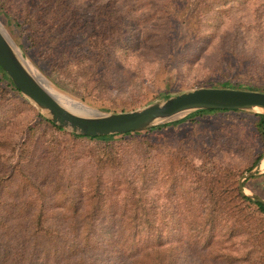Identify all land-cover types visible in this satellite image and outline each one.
I'll return each instance as SVG.
<instances>
[{
  "label": "rangeland",
  "instance_id": "obj_1",
  "mask_svg": "<svg viewBox=\"0 0 264 264\" xmlns=\"http://www.w3.org/2000/svg\"><path fill=\"white\" fill-rule=\"evenodd\" d=\"M0 4L5 15L0 24L24 59L55 88L101 112L132 111L203 87L264 90V12L258 14L264 0ZM5 88L0 80V226L26 228L28 214L42 211L55 230L82 228L74 214L93 208L88 196L99 185L105 198L91 244H103L112 231L133 227L115 216L135 211L126 198L133 185L142 186L145 208L155 215L154 226L145 227L161 231L163 248L175 247V264H264L259 212L258 248L242 232L222 237V225H230L224 222L214 228L213 239L210 226L199 222L196 232L190 228L192 216L208 208L202 198L209 191L197 186L219 167L230 168L239 180L260 156L258 173L243 182V190L264 201V143L254 127L258 112L205 115L107 143L56 132L41 120L46 119L41 110ZM108 144L115 148L111 160L103 156ZM176 153L189 165L173 173L170 157ZM11 215H19L15 223ZM0 243L13 247V236ZM64 243L63 234L57 248L63 250ZM11 250H5L9 259ZM52 256L49 262L66 260ZM88 256L99 264H127L108 252Z\"/></svg>",
  "mask_w": 264,
  "mask_h": 264
},
{
  "label": "trees",
  "instance_id": "obj_2",
  "mask_svg": "<svg viewBox=\"0 0 264 264\" xmlns=\"http://www.w3.org/2000/svg\"><path fill=\"white\" fill-rule=\"evenodd\" d=\"M3 9L4 8L0 4V16L5 17ZM258 11V14L264 12V4H262L261 8H258ZM10 34L12 33L10 32ZM97 40L98 37L96 38V42ZM0 80L6 87L5 89L9 90L11 93L18 94V91L1 68ZM260 92H264V90H261ZM230 112L238 113L236 111L197 112L183 118L182 120L142 132L102 138L79 137L75 135H73V137L92 140L98 139L111 143L113 140L128 136L132 137L141 134L159 133L160 131L177 127L191 120L194 121L197 117ZM256 117L258 120L254 127L260 140L264 143V116L258 114ZM41 120L56 132L63 133V130L53 125L49 120L42 117ZM114 152V145L108 144L103 149V156H106L111 160L114 158ZM181 156V153H176L172 154L170 157L171 163L169 164V169L171 172L174 173L176 170H180V167L189 165L186 158ZM260 159V156L256 158L253 162V166H255ZM197 188H203V190L209 191L208 194H203L202 198V202H204L208 208L202 213L192 216L190 220V228L192 232H196L193 227H196V225L198 226V223L200 222L202 223V226H207V228L210 226L209 229L212 228L208 233L209 236H213V230L214 228L216 229V225L224 222L226 225H230L226 228L222 225V237L226 238L228 235L233 236L242 232L247 234L251 241L255 242L254 247L258 248V212L260 217L259 221L264 223V205L253 202L240 193L238 188V175H236L233 170L228 167H219L214 170L213 175L210 178H204V183L201 186H197ZM102 189V186L98 185L89 194L88 200L90 201V205H93L92 209L74 214L75 220L81 223V227L83 226L82 228L75 227L68 231L55 230L47 224L45 214L42 211L35 215L28 214L29 219L27 222L29 226L26 228L19 229L16 227L8 228L5 225L0 226V238L12 235L14 241L13 247L8 246L7 243H0V264H60L55 258H53V261L49 262L50 258L53 257L52 255H57V259H59V257L66 259L63 264H99V260L88 256V253L92 254L93 252H99L101 254L108 252L109 254H114L117 258V263L118 259L125 258L127 264H175V247L163 248L166 240L165 237L162 238L161 231H159V229L145 227L154 226L153 221L155 215L145 208L146 199L144 198L145 194L142 191V186L139 188L138 186L133 185V193L126 198L128 203L131 202L135 206V211L115 216L116 218L118 217L119 220H130L132 224H134L133 227L119 228L112 231V234L109 236L110 238H108L103 244H91L95 232L94 224L95 221H97L98 210L100 204L105 198ZM210 190L213 192L221 191L228 200L215 193L211 194L212 192ZM38 197L40 198L41 195H38ZM221 203L225 205L224 209L219 206ZM250 206H254L255 211L253 210V212L248 215L244 214L243 210L250 209ZM18 217L19 215H11L9 219L15 223V219ZM74 217H71V220H73ZM251 218H254V222ZM13 230L16 231L13 233ZM202 232L205 234L206 231L204 232L203 230ZM63 234L65 236V247L63 250H60L61 248H57V245ZM168 236L169 234L166 235V237ZM213 238L214 236L212 239ZM6 248L13 249L10 251L12 255L10 259L7 257L9 251H5ZM2 250L5 252H2ZM246 254L248 256V253Z\"/></svg>",
  "mask_w": 264,
  "mask_h": 264
},
{
  "label": "water",
  "instance_id": "obj_3",
  "mask_svg": "<svg viewBox=\"0 0 264 264\" xmlns=\"http://www.w3.org/2000/svg\"><path fill=\"white\" fill-rule=\"evenodd\" d=\"M0 68L7 75L18 93L41 110L53 125L70 134L102 138L142 132L159 127L197 112L239 111L258 112L264 116V92L232 88H196L184 91L143 108L124 112L75 114L62 107L33 75L21 52L0 24ZM262 159L256 168L238 180L243 196L264 205L256 196L247 195L243 182L257 175Z\"/></svg>",
  "mask_w": 264,
  "mask_h": 264
},
{
  "label": "bare ground",
  "instance_id": "obj_4",
  "mask_svg": "<svg viewBox=\"0 0 264 264\" xmlns=\"http://www.w3.org/2000/svg\"><path fill=\"white\" fill-rule=\"evenodd\" d=\"M1 27V26H0ZM30 71L36 76L44 86V88L54 97V99L65 109L80 115L94 114L96 111L86 104L67 96L52 84H50L30 63H28ZM262 163V162H261ZM261 166V165H260Z\"/></svg>",
  "mask_w": 264,
  "mask_h": 264
}]
</instances>
